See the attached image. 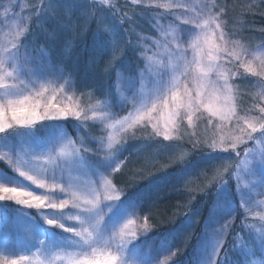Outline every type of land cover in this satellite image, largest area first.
Returning a JSON list of instances; mask_svg holds the SVG:
<instances>
[{
    "label": "snow or ice",
    "instance_id": "6c2138e0",
    "mask_svg": "<svg viewBox=\"0 0 264 264\" xmlns=\"http://www.w3.org/2000/svg\"><path fill=\"white\" fill-rule=\"evenodd\" d=\"M148 2L164 9L148 17L156 36L133 43L119 0H40L28 15L0 0V159L18 174L0 170V264H154L194 224L184 264H264V37L229 29L218 0ZM129 139L178 170L125 193ZM194 172L199 203L147 236L135 211L180 181L192 191Z\"/></svg>",
    "mask_w": 264,
    "mask_h": 264
},
{
    "label": "trees",
    "instance_id": "16d2710c",
    "mask_svg": "<svg viewBox=\"0 0 264 264\" xmlns=\"http://www.w3.org/2000/svg\"><path fill=\"white\" fill-rule=\"evenodd\" d=\"M19 1L24 3L25 8L23 12L25 15L30 14L32 6L40 2V0ZM113 2L115 3L116 0H113ZM218 2L226 9L225 19L230 21L228 25L229 29L249 38L252 44L258 43L261 37H264V32H261V29H264V2L262 0H218ZM119 4L122 9V14L127 13L134 21V23L127 24L121 29L125 39H130L133 43H141L137 39L138 35L155 38V31L148 21V17L156 13L153 7L147 6L139 0L136 4H133L132 0H119ZM94 27L95 25H92L93 29ZM82 31L83 29L80 28L75 32L69 33L68 38L72 36L76 37L72 57L75 58L77 55H80L81 64L83 65L87 61V56L81 52L83 47L81 40L89 39L90 33L88 36H80L79 33ZM41 43L43 42L41 41ZM143 43L147 42L145 41ZM58 51L59 46L57 47ZM148 54L150 55L151 53ZM202 129L203 125L201 126ZM141 136H143V133L138 132L137 137ZM186 148L190 151L192 148L191 144L186 143ZM155 151V148L146 151L142 139H129L128 150L122 155L125 164L122 171L115 174L114 183L116 186L130 195L135 193L139 187L143 186L144 177H148L150 174L162 176L165 174V171L171 173L178 170V165H171L166 170H161L162 165L169 164L172 154L165 153L154 156V158L149 160L148 153L151 152L154 154ZM186 159L194 160L196 157L189 156ZM146 164L154 166L145 167ZM0 167L6 171L8 170L1 160ZM137 173H141L142 175H137ZM192 175V178L190 176L187 177V179L192 181L190 185L193 189L192 191L185 188L184 181H180L175 184V187H164L159 193L153 194L150 198L144 200L143 206L139 208V211L151 225L149 230L151 235L165 233L175 227L173 221L179 223L184 218L185 212L188 211L187 202L191 196H196V204L199 203L200 197L197 192V186L202 185L205 181L202 176L198 178L196 172ZM193 207H195V204ZM200 221L202 223V218H200ZM236 223H239V221ZM200 231V227L195 225L191 232L194 235L192 236L191 242L187 245V254L188 251L192 250V246L196 244V236L200 234ZM228 239L230 244L231 237ZM176 245L178 247L185 246L184 242H178Z\"/></svg>",
    "mask_w": 264,
    "mask_h": 264
},
{
    "label": "rangeland",
    "instance_id": "374dc122",
    "mask_svg": "<svg viewBox=\"0 0 264 264\" xmlns=\"http://www.w3.org/2000/svg\"><path fill=\"white\" fill-rule=\"evenodd\" d=\"M139 1H141L143 4H145V5H147V6H151V7L154 8V5L151 4V3H149L148 0H139ZM17 2H18L19 4H21V5L24 6V3H23L22 1L17 0ZM161 2H163V0H161ZM24 8H25V6H24ZM24 8H23V10H24ZM154 9H155V8H154ZM155 10H156V12H163V11H164V9H155ZM20 11H21V9H20V8H17V12H20ZM155 36H156V33H155ZM85 103H87V99H86V98H85ZM68 130H69L70 132L72 131L71 128H69ZM241 153H243V148H241ZM0 160L3 161V163L5 164V166H6L7 169H8V170L6 171V170H4V169H2V168L0 167V170H2V171H4V172H7L9 175H18V174H16V173L13 171L12 166H11V164L8 162V160H6V159H0ZM121 160H123V157H122V156H121ZM233 162H234V161H233ZM192 177H193V175L190 176V178H192ZM26 183H27V182H26ZM233 184H234V183H233ZM33 187H34V186H33ZM234 187H235V185H234ZM37 191L39 192V191H42V190L37 189ZM260 199H264V197H259V196L256 197V200H260ZM13 207H14V206H13ZM255 210H256V211L264 210V206H262V207H260V208H256ZM10 212H11V209H9V213H10ZM137 217H138L137 223H140V224H142V223L144 222V220L146 219L145 216H143V215L140 213L139 209H137V210L135 211L134 215L132 216L133 219H137ZM0 219H2V213H0ZM197 219L200 220V218H194V220H197ZM249 222L251 223V222H253V221L250 219ZM237 224H239V223H237ZM194 226H195V224L193 225V227H194ZM193 227H192V228H193ZM191 231H192L191 228H190V229H186L185 232L182 233V234L177 238V240H181V239H183V238L186 239L185 237H186L188 234H190ZM149 232H150V231H148L147 236H149V237L154 236V235H151ZM170 249H171V251H175L176 249H180V251H179V253H178L176 256H174V257H171V251H168V252H161V253H159V254L157 255L156 260L154 261V264H184V261L190 259L191 256H192V250L188 251V254H187V253H186L187 247H185V246L178 247L175 243H172L171 246H170ZM221 255H223V253H221ZM166 257H171V258L166 260Z\"/></svg>",
    "mask_w": 264,
    "mask_h": 264
}]
</instances>
